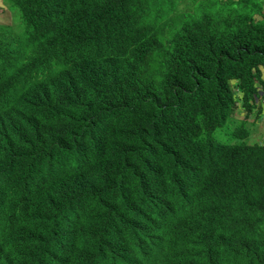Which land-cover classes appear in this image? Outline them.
Returning a JSON list of instances; mask_svg holds the SVG:
<instances>
[{
    "label": "trees",
    "instance_id": "obj_1",
    "mask_svg": "<svg viewBox=\"0 0 264 264\" xmlns=\"http://www.w3.org/2000/svg\"><path fill=\"white\" fill-rule=\"evenodd\" d=\"M2 2L0 264H264V0Z\"/></svg>",
    "mask_w": 264,
    "mask_h": 264
},
{
    "label": "clouds",
    "instance_id": "obj_2",
    "mask_svg": "<svg viewBox=\"0 0 264 264\" xmlns=\"http://www.w3.org/2000/svg\"><path fill=\"white\" fill-rule=\"evenodd\" d=\"M178 12H185L184 8L178 9ZM256 89V95L249 105L250 109H242L240 116L232 117L224 127L218 128L217 130H221L230 124L232 134L235 138L243 140L250 137L252 144H246L239 140H231L228 143L221 142L219 145L236 149V154L233 159L235 164L241 165L250 159L256 167L264 170V134L256 132V126L264 119V85L257 84ZM238 117L241 119L238 120ZM211 135L209 138L212 140ZM208 142L210 141L208 140ZM185 232L190 234V227L185 229ZM186 239L188 238L186 237Z\"/></svg>",
    "mask_w": 264,
    "mask_h": 264
},
{
    "label": "rangeland",
    "instance_id": "obj_3",
    "mask_svg": "<svg viewBox=\"0 0 264 264\" xmlns=\"http://www.w3.org/2000/svg\"><path fill=\"white\" fill-rule=\"evenodd\" d=\"M13 15L15 16V18L17 17L16 13H14ZM12 19H13L12 14H10L8 12V10L7 11L5 10L3 2H2V0H0V24H3V25L13 24V20ZM237 119L240 120L241 118L238 117ZM248 122H250V121L248 120ZM256 127H257V129H256L257 133L264 134V119L262 120V122H259ZM211 138H212V140H214V141H216L218 143H221V142L228 143L231 140H239V141H241L243 143H246V144H252L251 140H250V137H247V138H245L243 140L235 138L233 136V134H232V129H231L230 124L227 127L223 128L221 130H216L211 135Z\"/></svg>",
    "mask_w": 264,
    "mask_h": 264
}]
</instances>
